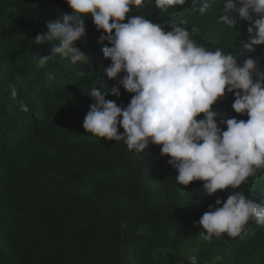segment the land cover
I'll return each instance as SVG.
<instances>
[{"label":"trees","instance_id":"1","mask_svg":"<svg viewBox=\"0 0 264 264\" xmlns=\"http://www.w3.org/2000/svg\"><path fill=\"white\" fill-rule=\"evenodd\" d=\"M207 2L204 15L192 11L202 0L168 12L153 7L131 14L166 31L172 30L168 21H184L189 31L198 29L193 36L198 44L242 61L251 21L229 29L217 22L223 0ZM70 12L66 0H0V264H190L191 255L198 264H264V226L255 220L235 239L224 234L204 240L196 226L210 205L234 191L264 203V171L237 189L208 196L203 181L188 186L176 181L178 173L170 157L161 156V146L149 144L136 153L123 140L86 132L93 87L108 89L106 99L118 106L126 107L134 94L119 86L117 99L111 94L117 81L98 80L111 61L91 17L86 38L77 42L88 63L72 64L57 54L38 66L40 55H49L58 41H32L47 32L50 20ZM253 47L247 56L264 68V45ZM233 102L228 93L213 107L225 119L247 121L246 114L234 112Z\"/></svg>","mask_w":264,"mask_h":264},{"label":"clouds","instance_id":"2","mask_svg":"<svg viewBox=\"0 0 264 264\" xmlns=\"http://www.w3.org/2000/svg\"><path fill=\"white\" fill-rule=\"evenodd\" d=\"M71 12L50 20L47 32L35 36L33 43L50 41L49 55H40L38 66L45 65L57 54L72 64L88 63V57L77 42L86 38L87 18L91 17L99 43L109 66L98 77L116 80L111 94L121 96L119 86L134 94L125 107L107 100V91L93 87L90 105L83 120L87 133L107 141L123 140L129 150L145 152L149 144L161 146V156L176 171V181L188 186L203 181L205 194L218 190L237 189L264 171V68L258 58L247 56L254 45H264V0H223L222 22L229 29H238L239 21L250 20V38L243 42V59L222 49L215 51L198 44L185 22L168 21L171 31L151 22L133 10L156 8L168 12L184 6L188 0H66ZM207 0L192 9L204 15ZM233 13L236 15L234 16ZM127 20V22H125ZM49 44V43H48ZM110 45V46H109ZM247 57V58H246ZM125 75L121 78L120 74ZM12 87L11 95H17ZM234 96L232 109L249 118L247 121L221 117L213 106L226 94ZM21 110L28 111L21 102ZM203 114V118L198 117ZM219 118V119H218ZM226 126L225 128L221 126ZM124 131L121 133L119 129ZM264 226V203H256L242 192L234 191L226 201L217 199L210 205L196 226L204 240L241 237L249 222ZM190 264H198L195 255Z\"/></svg>","mask_w":264,"mask_h":264}]
</instances>
